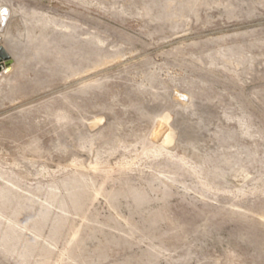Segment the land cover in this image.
Instances as JSON below:
<instances>
[{
  "label": "rangeland",
  "instance_id": "374dc122",
  "mask_svg": "<svg viewBox=\"0 0 264 264\" xmlns=\"http://www.w3.org/2000/svg\"><path fill=\"white\" fill-rule=\"evenodd\" d=\"M0 9V264H264V0Z\"/></svg>",
  "mask_w": 264,
  "mask_h": 264
},
{
  "label": "bare ground",
  "instance_id": "6f19581e",
  "mask_svg": "<svg viewBox=\"0 0 264 264\" xmlns=\"http://www.w3.org/2000/svg\"><path fill=\"white\" fill-rule=\"evenodd\" d=\"M3 14H6L4 10L0 9V20H4ZM2 67V64H0V68Z\"/></svg>",
  "mask_w": 264,
  "mask_h": 264
},
{
  "label": "water",
  "instance_id": "95a60500",
  "mask_svg": "<svg viewBox=\"0 0 264 264\" xmlns=\"http://www.w3.org/2000/svg\"><path fill=\"white\" fill-rule=\"evenodd\" d=\"M0 57H1L2 59L7 60V55H6V53H5L3 50L0 51Z\"/></svg>",
  "mask_w": 264,
  "mask_h": 264
},
{
  "label": "snow or ice",
  "instance_id": "6c2138e0",
  "mask_svg": "<svg viewBox=\"0 0 264 264\" xmlns=\"http://www.w3.org/2000/svg\"><path fill=\"white\" fill-rule=\"evenodd\" d=\"M4 11H7L6 9Z\"/></svg>",
  "mask_w": 264,
  "mask_h": 264
}]
</instances>
